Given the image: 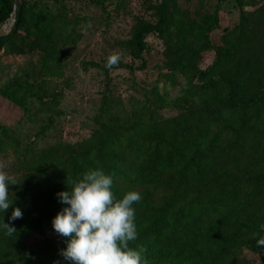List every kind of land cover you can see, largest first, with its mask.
Listing matches in <instances>:
<instances>
[{
    "label": "trees",
    "instance_id": "trees-1",
    "mask_svg": "<svg viewBox=\"0 0 264 264\" xmlns=\"http://www.w3.org/2000/svg\"><path fill=\"white\" fill-rule=\"evenodd\" d=\"M225 1L192 17L178 0H151L154 20L137 17L122 40L131 61L114 68L133 72L147 66V36L161 39L163 75L172 83L178 74L187 81L180 97L167 98L156 85L127 102L104 94L86 137L39 151L20 148L13 129L0 124V153L11 150L16 164L10 199L23 212L15 221L8 219L12 207L0 213L17 229L12 237L0 231V264H69L60 255L66 238L52 231L53 217L65 206L57 193L67 190V178L95 168L113 177L117 198L140 193L133 205L138 238L130 246L143 247L149 264H264V247L256 242L257 233L264 235V0L253 10L235 0L238 21L223 27L215 44L210 34ZM55 2L53 12L38 0H0V24L14 16L10 31L0 34V50L41 52V78L57 75L62 49L73 41L66 5ZM206 50L213 60L201 68ZM92 65L108 78L105 60ZM29 78L14 77L0 95L22 108L33 97L50 109L59 93ZM168 104L176 113L164 116L160 109ZM33 233L39 237L31 239Z\"/></svg>",
    "mask_w": 264,
    "mask_h": 264
},
{
    "label": "rangeland",
    "instance_id": "rangeland-1",
    "mask_svg": "<svg viewBox=\"0 0 264 264\" xmlns=\"http://www.w3.org/2000/svg\"><path fill=\"white\" fill-rule=\"evenodd\" d=\"M38 1L53 12L59 9L55 0ZM63 1L67 20L71 21L74 31L69 35L73 41L62 49L57 75L46 78L38 75L41 52L9 54L4 49L0 50V88L17 76L30 77V81L37 77L39 81L42 80L40 86L46 92L59 93L58 101L50 109L43 107L33 97L28 99L26 108H22L0 95V124L13 129L19 137L20 148L30 145L39 151L57 142H74L86 137L94 126L92 116L98 111L104 94L127 102L132 96L140 97L156 85L167 98H177L187 84L180 74L174 78V83L165 78L164 47L162 40L154 35L147 36L150 51L145 52L147 66L142 70L131 72L127 68L118 67L111 69L106 79L101 68L92 65L103 62L113 52L120 54V61H131L122 40L130 37L137 17L154 20L148 7L151 0H101V4L92 0ZM241 1L246 10H253L262 2ZM216 2L217 0H178L180 6L187 9L192 17L197 16V12H213ZM238 7L235 0H226L222 4L219 27L210 34L213 43L221 42L223 27H230L238 21ZM13 23L14 16H11L0 24V34L8 33ZM258 32L263 34L260 28ZM213 56V51H203L199 66L205 68L212 62ZM33 64L34 68L31 67ZM28 70L36 76H25L23 72ZM160 110L164 116L176 113L171 104ZM0 159L7 162L6 171L14 176L16 164L11 150L0 153ZM38 237L35 233L30 236L31 239ZM243 253L253 259L250 251L245 249Z\"/></svg>",
    "mask_w": 264,
    "mask_h": 264
},
{
    "label": "clouds",
    "instance_id": "clouds-1",
    "mask_svg": "<svg viewBox=\"0 0 264 264\" xmlns=\"http://www.w3.org/2000/svg\"><path fill=\"white\" fill-rule=\"evenodd\" d=\"M120 54L110 53L105 59L109 70L119 64ZM8 164L0 159V213L12 207L9 221L22 219L20 207L13 206L9 185L17 184L10 175ZM67 190L57 193L62 205L52 219V227L66 238V247L60 255L69 264H149L145 249L130 246L138 238L133 205L141 200L138 191H128L117 198L112 190L113 177L101 168L89 169L81 176L67 178ZM260 231L264 232V224ZM0 231L8 237L17 229L0 220ZM257 246L264 247V235L256 234Z\"/></svg>",
    "mask_w": 264,
    "mask_h": 264
},
{
    "label": "bare ground",
    "instance_id": "bare-ground-1",
    "mask_svg": "<svg viewBox=\"0 0 264 264\" xmlns=\"http://www.w3.org/2000/svg\"><path fill=\"white\" fill-rule=\"evenodd\" d=\"M8 25L10 24V23H7ZM9 27V26H8ZM10 28V27H9Z\"/></svg>",
    "mask_w": 264,
    "mask_h": 264
}]
</instances>
